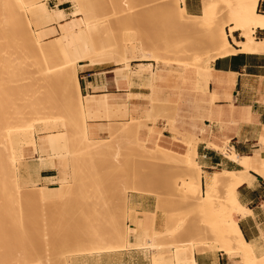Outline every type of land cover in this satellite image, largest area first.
Instances as JSON below:
<instances>
[{"label":"bare ground","instance_id":"1","mask_svg":"<svg viewBox=\"0 0 264 264\" xmlns=\"http://www.w3.org/2000/svg\"><path fill=\"white\" fill-rule=\"evenodd\" d=\"M73 1L79 5L80 13L67 19L62 7L49 8L45 0H0V264H16L20 259L35 255L38 227L33 205L36 202L58 203L67 195L70 185L68 177L74 175L76 170L75 165L70 163L74 164L76 160L77 146L81 152L95 148L100 141L92 136L100 132L119 138L134 157L144 159L150 165L178 168L183 173L180 184L182 196L190 202L194 201L196 210L209 219L194 226L190 238L180 242L177 239L184 232L183 228L168 225L164 231L157 230L153 226L154 214H144L148 231L142 237V244L152 251V264H196L194 254L204 253L206 248L223 251L233 260V264H264V255L256 256L240 231L237 215L243 217L250 210L242 206L235 196L236 188L245 180L248 170L252 169L264 177V155H239L228 151L225 152L226 157L238 162L243 170L222 169L211 175L203 174L196 161L198 138L188 132L177 133L171 142L165 144L161 132L154 125L157 119L149 115L143 119L132 117L112 125L88 127L85 113L100 110L105 100L82 96L78 79V69L84 63L99 66L109 62H125V67L129 69V61L137 59L139 69L151 72L147 96L152 102L162 100L171 107L169 116L165 118L171 122L175 114L178 84L156 82L154 76L158 67L154 66L155 63L189 67L185 73L192 76L197 89L214 99L213 93L208 92L209 82L214 79L210 61L239 52L264 54V36L255 35L257 30L264 31V13L258 7L260 0H200L202 10L199 14L186 12L176 0H165L157 7L151 19L152 26L139 33L138 42L129 45L123 42L102 49L94 48L91 43L83 46L77 44L82 35L89 37L96 34L97 23L87 13L90 0ZM110 2L114 3V0ZM81 13L83 16H79ZM32 23L37 26L35 30L31 27ZM55 24L59 26L58 29ZM57 32L50 40L52 43L43 42V35H55ZM106 32L108 36L112 30L108 28ZM235 33L241 38H236ZM155 34L157 37L154 40ZM187 35H191L192 39H186ZM139 45H149L151 48L146 52L140 50ZM204 46L214 53L206 63L199 51ZM10 48L12 51H7ZM137 50L139 56L134 55ZM126 52L129 55H125ZM20 73L26 76L22 78ZM24 91L34 98H31L30 104L55 98L64 108L72 107L59 120L64 128L48 133V143L55 154L47 160L60 167L56 180L58 186L55 188L23 186L21 183L19 167L24 158V146L30 144L36 149L32 124L24 127L10 125V119L21 117L18 115L20 105L17 99ZM43 91L45 94L41 95ZM12 107L14 112L10 110ZM229 108L235 117H239L244 109L232 104ZM245 110L248 111L247 108ZM147 123L153 125L146 136H142L139 126ZM209 145L220 149L214 143ZM100 187L98 191L102 194L104 186ZM128 191L152 192L156 196V209L162 208L163 196L160 193L153 191L151 185L134 181L133 186L122 191L121 200L110 197L105 202L92 203L83 225L85 237L82 230L76 233L85 243L72 253L109 250L133 244L128 241L131 230L125 231L123 225L102 229L94 224L106 204L126 203ZM132 231L136 233V230ZM160 234L163 241L158 240ZM166 241L171 242L167 244Z\"/></svg>","mask_w":264,"mask_h":264},{"label":"crops","instance_id":"2","mask_svg":"<svg viewBox=\"0 0 264 264\" xmlns=\"http://www.w3.org/2000/svg\"><path fill=\"white\" fill-rule=\"evenodd\" d=\"M181 5L190 14H199L202 10L200 0H184ZM258 7L264 13V0L259 1ZM62 8L65 10L68 7ZM259 31L264 36V31ZM130 65L135 68L137 63L132 61ZM210 66L214 79L209 82L208 92L213 93L215 98L211 100L209 95L202 94L192 76L186 74L185 81L179 84H187L188 87H182L178 92L171 124L159 118L154 125L161 132L165 144L171 142L177 133L188 132L195 135L198 138L196 161L203 174L211 175L222 169L241 171L243 168L238 162L227 158L223 151L211 147L209 143H214L224 150L228 148L239 155H264V54L239 52L216 57L210 61ZM157 67L156 82H179L171 75L172 69L166 70L167 67L164 68L161 64ZM119 69V64L114 62L99 66L84 63L79 67L81 95L105 100V105L100 110L91 114L85 113L88 127L99 124L112 125L128 120L132 110L138 108L141 112L143 105H147L150 75L130 74L127 77L121 75ZM161 69L164 71L161 72ZM230 104L244 108L239 117L232 113ZM139 118L144 117L141 115ZM151 125L153 123L140 125L139 130L143 136H146ZM48 133L39 131L34 134L36 149L30 144L24 146V158L19 167L21 183L24 185L46 186L50 189L58 186L56 180L60 167L57 163L47 160L55 154L49 146ZM202 179L204 180V177ZM107 189L108 187L104 186L103 193H106ZM235 196L242 206L250 210V213L243 217L237 215L243 238L250 243L256 256H263L264 177L252 169L248 170L245 180L236 188ZM110 197L115 200L122 199V195ZM102 199L105 202L108 198L102 196ZM125 202L106 204L94 224L102 229L125 225L131 230L128 241L133 244L109 250L73 253L70 257L71 264H152L151 250L142 244V237L148 231L144 214H154L155 229L161 230L163 227L164 216L156 209V197L152 192L128 191ZM132 230H136V233ZM194 260L196 264H233V260L218 249L195 253Z\"/></svg>","mask_w":264,"mask_h":264},{"label":"rangeland","instance_id":"3","mask_svg":"<svg viewBox=\"0 0 264 264\" xmlns=\"http://www.w3.org/2000/svg\"><path fill=\"white\" fill-rule=\"evenodd\" d=\"M64 1L66 2L64 3ZM90 1V10L87 13L96 20L97 32L89 37L82 35L77 44L83 46L86 43H91L94 48L102 49L123 42L129 45L131 42L139 41V33L152 26L150 24L151 19L156 13L157 7L165 0H114V3H111L110 0ZM45 2L49 8L68 7L65 9L67 19L72 18L76 13H80L78 11L80 9L79 5L73 0H62L61 2L58 0H45ZM176 2L181 5L180 0H176ZM113 12H115V15H112ZM79 16H83V13ZM54 26L59 28L56 24ZM31 27L34 30L37 28L33 23ZM108 28L112 30V33L107 36L106 30ZM57 34L58 32L55 35H43V42L45 44L52 43L51 38ZM235 34L236 38H241L238 33ZM255 35L257 37L262 36L259 30L255 32ZM105 36L107 37L105 38ZM156 37L155 34L153 39L155 40ZM186 39L191 40L192 36L187 35ZM148 46L139 45V49L149 52L151 47ZM7 51H12V48ZM199 51L204 56L205 63L211 60L214 54L208 46L201 47ZM125 55H129V53L126 52ZM134 55L139 56V50L135 51ZM132 61L133 63L139 62L134 59L130 60L129 64ZM158 64H161L164 68L172 69L173 74L171 75L179 81L176 83L178 84L177 95L182 87H188L187 84L183 85L182 83L181 85L179 83L185 81V71L189 67L163 62L157 63L156 66ZM119 67L120 73L126 74L127 77L130 74H149L151 77L150 70H141L137 65H135V68L129 65L128 69L125 67L124 62L119 63ZM19 75L22 78L26 76L25 73ZM44 94L45 91L41 95ZM31 98L25 91L18 97L17 104L20 105L18 115L21 117L10 119L11 126L24 127L32 124L33 136L39 131H60L64 128L59 120L62 116L68 114L72 107L64 108L55 101V98L30 104ZM146 99H148V103L143 105V110L141 112L138 108L132 110V115H129L128 119L133 116L139 119L141 115L143 117L149 115L151 118L158 120L169 116L171 107L166 102L157 99L152 102L148 96H146ZM10 110L14 112L13 107ZM134 113L137 115H134ZM171 122L167 123L171 124ZM140 134L142 135L141 131ZM92 137L100 141L99 144L104 143L105 146H98L97 143L95 148L85 152H81L80 147L77 146L76 160L74 164L73 162L70 163V165H75L76 170L74 175L68 177L70 185L67 195L58 203L40 204L36 202L33 205L35 222L38 227V236L34 245L35 255L28 257V259H20L16 264H27L28 262H31V264H71L72 252L85 243L84 239L76 236V233L78 230L83 231L86 213L89 208H92V203L103 202L102 196L108 199L111 195L120 197L122 191L124 192L133 186L134 181L151 185L153 191L163 196L162 208L159 210L164 216V224L161 230L164 231L168 225L176 229L183 228L184 232L177 241H187L194 226L209 221L205 214L196 210L194 201L190 202L182 196L183 190L180 184L183 173L178 168L150 165L144 159L134 157L128 146L122 143L119 138L108 137L105 132H100V135L95 134ZM220 150L225 151L223 148H220ZM100 186H107V192L100 194L98 191L101 188ZM123 226L125 231H128V228L125 225ZM83 232L85 237L86 232ZM158 238V240H164L162 234ZM166 242L168 244L171 241ZM207 251L211 250L206 248ZM150 256L152 259V251H150ZM5 261L7 262V259Z\"/></svg>","mask_w":264,"mask_h":264},{"label":"built area","instance_id":"4","mask_svg":"<svg viewBox=\"0 0 264 264\" xmlns=\"http://www.w3.org/2000/svg\"><path fill=\"white\" fill-rule=\"evenodd\" d=\"M229 151V149L228 148H225V151H223L224 152V154H225V152H228Z\"/></svg>","mask_w":264,"mask_h":264}]
</instances>
